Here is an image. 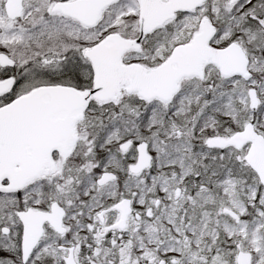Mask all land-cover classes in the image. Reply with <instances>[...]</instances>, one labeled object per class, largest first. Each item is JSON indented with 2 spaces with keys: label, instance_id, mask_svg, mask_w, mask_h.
<instances>
[{
  "label": "snow or ice",
  "instance_id": "snow-or-ice-1",
  "mask_svg": "<svg viewBox=\"0 0 264 264\" xmlns=\"http://www.w3.org/2000/svg\"><path fill=\"white\" fill-rule=\"evenodd\" d=\"M0 264H264V0H0Z\"/></svg>",
  "mask_w": 264,
  "mask_h": 264
}]
</instances>
